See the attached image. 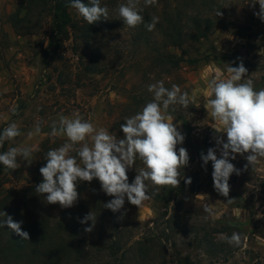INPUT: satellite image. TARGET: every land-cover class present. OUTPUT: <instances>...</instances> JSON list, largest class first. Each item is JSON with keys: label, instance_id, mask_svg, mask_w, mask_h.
I'll return each instance as SVG.
<instances>
[{"label": "rangeland", "instance_id": "obj_1", "mask_svg": "<svg viewBox=\"0 0 264 264\" xmlns=\"http://www.w3.org/2000/svg\"><path fill=\"white\" fill-rule=\"evenodd\" d=\"M218 1L225 6L222 17L233 26L218 29L208 40L188 43L184 46L185 52L172 49L187 61H201L184 63L178 74L169 78L159 72L149 75L150 53L145 48L138 50L132 46L130 30L125 28L109 32L99 42L105 59L100 74L86 72V66L79 60L84 45L79 46L81 52L76 55L73 41L66 42L60 51L63 57L54 64L58 67L54 73L44 68L41 61L42 44L47 45L52 34L51 18L45 19L34 35L17 36L8 23V15L16 11L20 0H0V132L15 122L22 133L14 140L5 141L0 149L3 152L11 147L33 149L31 164L18 157V169L13 171L2 165L4 189L35 185L39 174L34 171L42 163L41 159L49 150L67 142L66 136L51 135L52 124L58 122L61 115L72 117L78 113L97 129L106 128L118 139H123L121 124L153 99L148 86L162 80L166 88L171 89L173 84L179 86L191 101L188 108L177 104L170 106L167 113L185 137L183 144L177 145V153L184 147L189 153V164L181 170L179 187L156 188L146 182L151 199L138 208L125 198L124 208L117 212V217L126 213L120 220L124 224L140 222L152 226L159 214L168 211L169 216L176 215L180 234L170 246L168 264H264V158L251 166L245 159L247 153L235 154V160L230 153L229 160L240 174L231 175L227 198L214 189L212 162L204 166L201 159V153L206 155L209 148H216L217 158H220L216 140L222 138L227 142L226 133L215 130L219 125L205 107L212 98L209 82L227 78L228 65L237 67L242 62L248 70L245 78L253 80L256 90L264 88V21L254 15L259 11V4L253 7L252 0ZM189 5L194 7V4ZM133 95L141 99L135 102ZM172 111H177L184 120L172 116ZM37 126L41 129L39 133L34 132ZM29 132L34 134L30 137ZM142 167L143 163L137 159L127 172L129 183ZM188 177L191 184L185 183ZM83 184L101 188L96 179L78 182L77 187ZM179 189H184L185 194L176 199ZM108 197L107 201L113 199ZM228 199L234 201L228 203ZM177 201L182 203L181 208ZM52 205L47 204L48 209ZM206 207L212 209L211 213L205 211ZM47 212L52 222H69L74 217L72 208L58 206ZM201 224L230 227L227 234L215 236L223 248L217 254L198 247L194 231ZM143 228L139 230L143 232ZM233 232L242 237L239 246L230 245L222 238L230 237Z\"/></svg>", "mask_w": 264, "mask_h": 264}, {"label": "trees", "instance_id": "obj_2", "mask_svg": "<svg viewBox=\"0 0 264 264\" xmlns=\"http://www.w3.org/2000/svg\"><path fill=\"white\" fill-rule=\"evenodd\" d=\"M81 2L89 5V0ZM126 2L101 0V6L109 9L108 19L102 18L89 25L74 8L68 6L69 0H20L16 11L8 15V23L17 36L34 35L42 22L51 18L52 34L47 45L42 44L41 61L44 68L52 69L54 73L58 71L54 64L63 57L60 51L66 42L73 41L74 54L83 53L79 60L86 66V72L100 74L105 59L99 42L109 32L129 29L131 45L138 50L145 48L151 55L149 75L159 72L169 78L178 74L184 63L201 61H187L172 49L185 52L184 46L188 43L208 40L218 29L233 26L231 21L222 17L225 6L218 0H157L150 6H145L144 0H140L145 23L129 28L116 11L118 5ZM189 4H194V7ZM153 16L159 17V22L152 31H148L145 24L151 22ZM81 45L84 46L80 51ZM133 99L137 102L141 96L133 95ZM170 114L180 117L177 111ZM0 153H3L2 149ZM41 160L34 171L39 174L37 181L28 188L4 189L6 182L1 175L3 168L0 164V213L6 212L16 222L23 221L22 230L30 235V240L21 239L6 225L0 226V264H168L170 246L175 244L174 239L180 234L176 215L169 216L168 211L159 214L152 226L140 222L124 224L117 219V213L104 208L109 197L101 188L83 184L81 188L77 187L79 198L72 207L73 219L52 222L47 211L60 205L53 204L48 209L44 197L35 192V187L43 180L39 169L45 165L44 157ZM184 194L185 190L179 189L175 198ZM181 205L177 201L178 208ZM90 211L97 217V222L93 231L88 233L84 229L91 225V221L81 224L79 219ZM229 230L227 226L201 224L194 231L198 247L217 254L223 248L215 236L227 234Z\"/></svg>", "mask_w": 264, "mask_h": 264}, {"label": "clouds", "instance_id": "obj_3", "mask_svg": "<svg viewBox=\"0 0 264 264\" xmlns=\"http://www.w3.org/2000/svg\"><path fill=\"white\" fill-rule=\"evenodd\" d=\"M156 3L157 0H144L145 6ZM256 3L259 4V11L254 15L264 21V0H252L253 7ZM139 4L140 0H127L116 9L129 28L145 23L141 14L143 9ZM68 6L74 8L89 25L102 18L108 19L109 9L101 6V0H89V5L81 0H69ZM158 22L159 17L153 16L145 27L152 31ZM247 72L242 62L237 67L228 65V77L213 79L208 85L212 98L205 107L219 125V129L214 127L215 130L226 133L227 142L222 138L216 140L220 158H217L216 148H209L206 155L201 153V159L204 166L212 162L214 189L226 198L230 192L231 175L240 174V170L229 160L230 153L233 154L232 160L236 159L235 154L247 153L245 159L251 166L259 158H264V88L256 90L253 80L245 78ZM148 91L153 94V99L141 111L125 118V123L121 124L123 139H118L106 128L97 129L78 113L72 117L61 115L58 122H53L51 135L66 136L67 142L46 153L44 158L47 163L39 169L43 180L35 187V192L42 195L47 204H59L63 209L72 208L79 198L77 183L96 179L101 190L113 197L104 204V208L117 213L124 208L125 198L138 208L151 199L146 182H151L156 188L179 187L181 170L188 166L190 157L184 147H180L177 153V145H182L185 137L167 113L170 106L178 104L188 108L191 101L188 93L182 92L179 86L173 84L171 89L166 88L162 80L150 84ZM40 131L39 126L34 129L35 133ZM21 134L17 124L10 123L0 132V148L5 141L14 140ZM33 134L28 133L30 137ZM72 152L76 155H71ZM32 155L31 147H11L0 153V164L14 171L20 167L18 157L31 164ZM137 159L144 167L137 169L138 174L129 183L127 172ZM191 182L190 177L185 180L186 184ZM233 201L227 200L228 203ZM205 211L211 213L212 209L206 207ZM125 214L121 213L117 219L122 220ZM0 216L4 217L0 219V226L6 225L21 239L30 240L29 233L22 230L23 221H14L6 212L0 213ZM89 221L91 225L84 229L88 233L93 231L97 222V217L91 211L79 219L81 224ZM222 238L236 246L242 240L236 232Z\"/></svg>", "mask_w": 264, "mask_h": 264}]
</instances>
